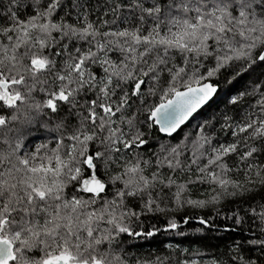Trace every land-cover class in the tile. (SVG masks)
Segmentation results:
<instances>
[{
  "label": "snow or ice",
  "instance_id": "obj_1",
  "mask_svg": "<svg viewBox=\"0 0 264 264\" xmlns=\"http://www.w3.org/2000/svg\"><path fill=\"white\" fill-rule=\"evenodd\" d=\"M0 264H264V0H0Z\"/></svg>",
  "mask_w": 264,
  "mask_h": 264
},
{
  "label": "trees",
  "instance_id": "obj_2",
  "mask_svg": "<svg viewBox=\"0 0 264 264\" xmlns=\"http://www.w3.org/2000/svg\"><path fill=\"white\" fill-rule=\"evenodd\" d=\"M206 111H209V112H210V111H211V109H207ZM204 115H205V113H204V112H202V113H201V115L197 117V119H200V118H202ZM194 122H195V121H193V123H194ZM188 126H189V127H191L192 125H191V124H189ZM181 230H182V231H184V229H183V228H182ZM178 239H180V238H178V237H175V238H173V242H175V241H176V240H178Z\"/></svg>",
  "mask_w": 264,
  "mask_h": 264
}]
</instances>
